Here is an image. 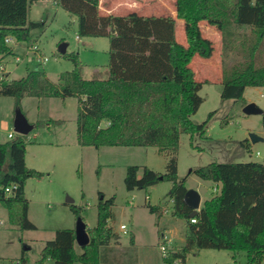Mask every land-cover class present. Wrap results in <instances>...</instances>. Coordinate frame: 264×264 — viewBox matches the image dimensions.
Segmentation results:
<instances>
[{"label": "trees", "instance_id": "1", "mask_svg": "<svg viewBox=\"0 0 264 264\" xmlns=\"http://www.w3.org/2000/svg\"><path fill=\"white\" fill-rule=\"evenodd\" d=\"M38 0H0V53L13 54L7 37L32 42L31 32L43 28L44 20L29 19L30 6ZM78 18L81 36L109 38L108 68L92 77L82 75L77 52L64 53L73 69L52 81L41 68L28 67L24 76L9 79L0 68V95L12 96L21 108L25 96L77 97V140L80 145L155 146L168 155L165 172L146 165L127 166L128 190L146 189L161 180L172 181L169 197L172 215L185 218V243L172 246L162 260L184 261L189 252L204 248L244 251L247 264H264V163L259 161L211 162L193 169L200 178L219 183L218 190L203 201L198 214L185 202L189 189L186 178L178 176V150L182 133H204L207 119L196 123L191 116L203 102L191 62L195 56L212 54V42L200 29L199 21H218L221 28V98L242 100L249 86L264 87V0H176L177 17L186 23L187 44L176 37L172 15L101 14L99 0H55ZM244 105V106H245ZM22 109V108H21ZM51 119L48 123H58ZM264 125V108L262 113ZM103 122H107L103 124ZM34 128L36 127V123ZM248 142V139H247ZM249 152V143L243 144ZM27 142L23 135L0 142V201L10 222L23 229H35L29 219L26 181L43 173L26 163ZM17 185L9 194L6 187ZM115 197L100 192L97 224L88 228L90 242L76 249L75 228L57 229L48 240L37 264H117L102 258L101 247L109 245L116 233L110 224L115 213ZM151 212L163 214L159 205ZM80 217V209L72 205ZM196 219V222L192 221ZM164 233H162L163 237ZM133 241V237H132ZM236 261V260H235ZM5 264H28L25 252ZM124 264H136L128 262Z\"/></svg>", "mask_w": 264, "mask_h": 264}, {"label": "rangeland", "instance_id": "2", "mask_svg": "<svg viewBox=\"0 0 264 264\" xmlns=\"http://www.w3.org/2000/svg\"><path fill=\"white\" fill-rule=\"evenodd\" d=\"M53 4V3H52ZM31 20H44L43 28L31 32L32 42H25L29 48L38 46L37 51L48 57L46 65L37 61L30 67L44 69L53 78L64 71L73 69V62L59 52L61 43H68L66 53L77 52L82 64V75L92 77L94 68L101 72L109 64V38L106 36H81L78 32V18L56 3H38L29 13ZM216 28V27H215ZM202 34L212 40V55L206 64L210 72L201 67L202 61L193 63L196 78L203 82L199 91L203 102L198 111L191 116L196 123L207 119L205 132L191 136L182 133L178 150V176L186 178V185L199 190L205 200L216 190L213 182L200 178L193 169L211 162L234 163L259 161L264 163V140L252 143L249 133L264 137L262 114H246L242 100L221 98L222 64L220 35L211 33L207 25H200ZM217 29V28H216ZM217 34V35H216ZM77 36L81 39L78 40ZM206 36V35H204ZM218 36V39L217 37ZM91 37V38H90ZM180 42L186 44V30L178 34ZM36 41L38 45L32 44ZM15 37L7 42L18 50L20 58L13 54L0 53V65L9 79L26 74L29 65L22 60L26 47L15 43ZM205 64V65H206ZM200 65V66H199ZM4 76V75H3ZM50 76V77H51ZM56 79V78H55ZM264 88L249 86L245 98L253 100L264 108ZM21 108L30 122L36 127L28 134L14 129L15 99L0 95V142L11 139L8 134L23 135L27 142L28 166L43 173L41 177H30L26 181L25 196L29 200V219L35 229H23L10 222L7 208L0 201V264L19 258L26 253L28 264H37L41 251L48 240L55 237L57 229L75 228L78 216L72 209H80V217L94 227L97 224L98 201L100 192L115 198L113 207L115 216L110 224L115 233H119L118 256L120 261L128 263L139 260L142 264L161 263L159 242L162 233L171 238L172 246L185 243L184 226L186 219L172 215L173 203L169 197L172 181L161 180L146 189L128 190L125 184L127 166L146 165L165 172L168 155L159 153L155 146H83L77 141V97H34L25 96ZM51 119L58 123L48 122ZM6 120L9 125H3ZM107 122H103L106 124ZM248 139V142H247ZM249 143L251 152L243 145ZM260 154H257V151ZM68 198H72L70 202ZM159 205L165 212L162 215L151 212L148 205ZM125 223L127 229H120ZM170 230V231H168ZM134 233V234H133ZM136 236L133 246L132 237ZM134 240V237H133ZM225 249L204 248L189 252L184 261L173 264H247L246 253ZM104 259V256H102ZM129 258L130 260H127ZM236 260V261H235ZM46 261V264H53ZM74 264H84L75 262ZM121 264V263H117Z\"/></svg>", "mask_w": 264, "mask_h": 264}, {"label": "crops", "instance_id": "3", "mask_svg": "<svg viewBox=\"0 0 264 264\" xmlns=\"http://www.w3.org/2000/svg\"><path fill=\"white\" fill-rule=\"evenodd\" d=\"M175 1L176 0H99V10H100L101 14H110V15H128V14H138V15H143V16L167 15V14L168 15H172L175 18V23H176V37H177V40L180 42L178 34L181 33L183 31V29L186 30V23L184 22L183 19H180V18L177 17V11H176V8H175ZM38 3H42V4L51 3V5H53L56 2H55V0H38V1H35V2H33L31 4L29 13L31 12L32 7L35 6ZM202 24L207 25L208 27H210L212 29L211 33L214 32V33H217V34L220 35L221 28H220V24H219L218 21H209V20H201V21H199V26L202 25ZM219 31H220V33H219ZM204 35H206L205 37H207L212 42V40L210 39V37L207 34H204ZM216 37L218 39V36H216ZM77 38H78V40L81 39L80 36H77ZM220 43H222L221 36H220ZM15 44L16 45L18 44V45H20L23 48L26 47V54H25V57L22 58V60L23 59L26 60V63L28 65L32 64V62H34V61H37L36 60V56L38 54H41V55L44 56V54L41 53L42 51L41 52H39V51L34 52L33 50H31V48L26 46L27 44L25 42H21V43L19 42V43H15ZM32 44L38 45V43L36 41H34V43H32ZM67 46H68V43H67ZM38 48H40L39 45H38ZM13 52H14L13 55L17 56V59H19L20 56H19L18 50L16 49V46H14ZM210 57L211 56H209L207 58L200 57V56H195L193 58L192 62H191V66L193 67V63H195V65H196L197 62L199 63V62L202 61L201 67L203 69L206 68V70H208L210 72V67H209L208 64H206V60L208 61ZM46 63H47V61L41 63L40 66L44 67L46 65ZM193 69H194V67H193ZM105 70H103V71H105ZM99 71H101L100 67H96V68H94L92 74H95L96 72H99ZM196 72L197 71H195V73ZM46 74L52 81L58 82L59 76H60L61 73L58 75V77L57 76L55 77L56 79L53 78L49 73L46 72ZM0 76L3 77V75H0ZM5 76L10 78L8 75H5ZM263 95H264V93H262V96ZM248 102H255V101L247 99V103ZM3 125L6 127L7 125H9V123H7V121L4 120L3 121ZM47 125H48V127L51 126L50 123H48ZM76 143H78V142H76ZM257 154H260L259 150L257 151ZM26 163L28 165V152L26 154ZM210 181H212V180H210ZM212 182H213V185H214V189L217 191L218 188H219V183H216L214 181H212ZM188 188L190 189V187H188ZM198 192H199V190H198ZM200 195H201V193H200ZM203 201H204V199L201 196V205H202ZM171 202L173 203L172 200H171ZM164 208L165 207H163V209ZM86 224H87V228H91V226H89L88 223H86ZM121 224H124V223H121ZM121 224H120V226H121ZM168 231H170V230H168ZM133 237H134V240H133V246H134L136 244V241H135L136 240V236L134 235ZM118 239H119V233L117 232L116 236H115V241H119ZM117 246H118V243H116V246H114L112 243H110L109 245L101 247V253H102V256H104L103 260L105 262H107V263H121V264L125 263V262L120 261L121 259H119V256H118L119 252H116L119 249ZM76 249H77L78 252L82 251L81 247L78 244L76 246ZM127 260H130V259L127 258ZM49 261H51L54 264L53 260L49 259L48 262ZM130 262H133V263H136V264H142V262L139 261V260L138 261L137 260L130 261ZM153 264H160V263H153Z\"/></svg>", "mask_w": 264, "mask_h": 264}, {"label": "water", "instance_id": "4", "mask_svg": "<svg viewBox=\"0 0 264 264\" xmlns=\"http://www.w3.org/2000/svg\"><path fill=\"white\" fill-rule=\"evenodd\" d=\"M67 51V43H61L59 46V52L62 54L66 53ZM243 111L246 114H253V113H263V109H261L255 102H248L244 107ZM14 129L16 132L21 134H28L34 129V124L29 121L25 113L21 108H17L15 110L14 116ZM249 138L252 143H256L258 141H263L264 137L258 135L254 132L249 133ZM70 202L73 201L72 198H68ZM185 202L186 204L193 209L191 216H194L199 213L201 207V195L198 190L194 188H190L187 190L185 194ZM76 231V243L83 247L90 242V236L87 228L86 222L82 219V217H78L75 226Z\"/></svg>", "mask_w": 264, "mask_h": 264}, {"label": "built area", "instance_id": "5", "mask_svg": "<svg viewBox=\"0 0 264 264\" xmlns=\"http://www.w3.org/2000/svg\"><path fill=\"white\" fill-rule=\"evenodd\" d=\"M12 39V37H7L6 38V42H9L10 40ZM37 48L38 46H34L31 48V50H33L34 52H37ZM36 60L39 64L45 62L48 60V57L47 56H43L41 54H38L36 56ZM0 68L3 69V67L0 65ZM0 78H3L2 76H0ZM15 134L13 132H9L8 136L10 138H12ZM17 188V185L14 184V185H11V186H8L6 187V191L9 193V194H12L14 193V190ZM164 212H165V208L163 209ZM192 221L193 222H196V219L195 218H192ZM0 222H2V220L0 219ZM121 229H124L126 230L127 229V225L124 223V224H121L120 226ZM172 247V241H171V238H169L167 235H163V237L161 238L160 242H159V249H160V252H161V256H162V259L164 257L167 256V252L168 250ZM160 264H165L163 261L160 263Z\"/></svg>", "mask_w": 264, "mask_h": 264}]
</instances>
